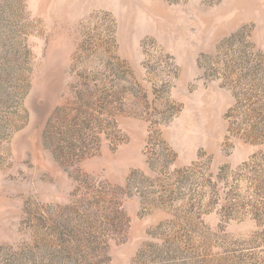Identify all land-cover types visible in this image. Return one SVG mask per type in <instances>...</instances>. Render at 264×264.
Returning a JSON list of instances; mask_svg holds the SVG:
<instances>
[{"label":"rangeland","instance_id":"rangeland-1","mask_svg":"<svg viewBox=\"0 0 264 264\" xmlns=\"http://www.w3.org/2000/svg\"><path fill=\"white\" fill-rule=\"evenodd\" d=\"M0 264H264V0H0Z\"/></svg>","mask_w":264,"mask_h":264}]
</instances>
